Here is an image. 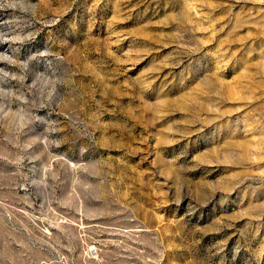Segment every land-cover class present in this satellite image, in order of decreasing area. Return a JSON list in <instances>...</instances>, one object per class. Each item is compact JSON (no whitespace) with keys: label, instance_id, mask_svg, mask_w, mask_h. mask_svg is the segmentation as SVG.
<instances>
[{"label":"rangeland","instance_id":"1","mask_svg":"<svg viewBox=\"0 0 264 264\" xmlns=\"http://www.w3.org/2000/svg\"><path fill=\"white\" fill-rule=\"evenodd\" d=\"M0 264H264V0H0Z\"/></svg>","mask_w":264,"mask_h":264}]
</instances>
